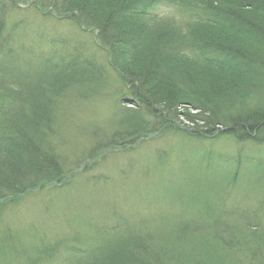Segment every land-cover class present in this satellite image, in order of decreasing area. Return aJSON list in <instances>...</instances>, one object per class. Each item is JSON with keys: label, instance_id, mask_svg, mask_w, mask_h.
Listing matches in <instances>:
<instances>
[{"label": "rangeland", "instance_id": "rangeland-1", "mask_svg": "<svg viewBox=\"0 0 264 264\" xmlns=\"http://www.w3.org/2000/svg\"><path fill=\"white\" fill-rule=\"evenodd\" d=\"M153 5L165 19L182 23V8L175 11L167 1ZM0 9L15 53L12 63L0 65V74L14 83L11 105L18 117L40 94L56 92L65 78L62 68L73 62H89L101 75L88 85L73 83V78L67 85L74 86L55 104L58 153L79 176L70 187L26 194L19 206L0 211V240L17 238V254L0 258V264H113L126 236L99 230L116 219L144 222L146 233L156 235V244L168 256L197 262L210 255L224 264H250L252 259L264 264V144L229 136L199 140L193 134L201 133L202 125L181 120L176 128L136 145L101 150L125 131L123 113L132 102L122 98L130 94L110 66L97 32L45 18L30 1L0 0ZM184 219L199 224L193 229ZM250 221L258 225L245 235L248 240L243 237L235 247L221 240L226 233L229 238L240 234L238 222ZM180 233L182 242L175 239ZM38 242L60 243L61 252L49 263L47 257L38 258ZM65 243H78L81 249L71 251ZM83 247L86 256L79 255ZM252 249H262L259 258L248 257Z\"/></svg>", "mask_w": 264, "mask_h": 264}, {"label": "trees", "instance_id": "trees-1", "mask_svg": "<svg viewBox=\"0 0 264 264\" xmlns=\"http://www.w3.org/2000/svg\"><path fill=\"white\" fill-rule=\"evenodd\" d=\"M12 1H30L45 18L97 32L110 66L133 103L124 114L125 131L101 149L135 145L176 128L181 120L202 125V132L193 134L199 140L229 136L240 143L264 144V0ZM153 1H167L175 11L182 8L178 18L182 23L165 19ZM9 34L6 14L0 9V65L12 63L15 56ZM71 69L76 73H69ZM96 71L89 62L62 68L65 78L58 82L56 92L40 94L20 117L11 105L14 83L0 74V211L8 205L19 206L26 194L65 189L76 181L80 173L67 167L55 143V104L74 86L67 82L74 78L73 83L88 85L99 78ZM182 222L193 229L199 224L191 219ZM128 223L131 229L119 219L99 230L126 236L113 264H224L210 255L195 259L197 262L168 256L164 246L156 244V235L146 233L144 222ZM256 225L255 221L242 226L238 222L240 234L229 238L225 232L220 238L235 247L247 233L256 231ZM177 238L182 242L185 236L180 233ZM16 239L0 240V258L17 254ZM38 243L34 248L38 258L47 257L50 263L60 243ZM65 246L80 250L71 243ZM261 254L262 249H252L248 257ZM252 261L247 263L253 264L255 259Z\"/></svg>", "mask_w": 264, "mask_h": 264}]
</instances>
